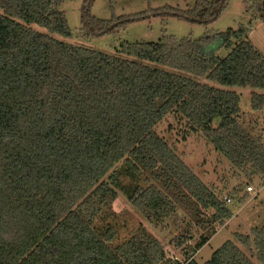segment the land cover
I'll use <instances>...</instances> for the list:
<instances>
[{
	"label": "trees",
	"instance_id": "obj_1",
	"mask_svg": "<svg viewBox=\"0 0 264 264\" xmlns=\"http://www.w3.org/2000/svg\"><path fill=\"white\" fill-rule=\"evenodd\" d=\"M92 2L82 12L86 37L150 16L99 19ZM257 2L264 19V0ZM60 3L0 0V264H199L195 254L243 198L233 188L231 204L224 201L157 127L175 115L212 143L234 176L264 182V131L246 122L235 91L214 85L264 89L263 55L243 27L102 52L56 36H71ZM226 4L196 0L186 11L152 14L208 24ZM219 36L225 57L205 50ZM251 106L261 111L264 93L253 92ZM123 176L134 187L131 204L149 221L160 224L180 208L202 231L195 244V229L189 245L180 237L182 259L144 227L120 239L114 225H96L111 213ZM235 238L239 245L225 242L202 264H256L252 257L264 264V225Z\"/></svg>",
	"mask_w": 264,
	"mask_h": 264
},
{
	"label": "rangeland",
	"instance_id": "obj_2",
	"mask_svg": "<svg viewBox=\"0 0 264 264\" xmlns=\"http://www.w3.org/2000/svg\"><path fill=\"white\" fill-rule=\"evenodd\" d=\"M60 2V9L65 15L71 36H56L75 45L111 53L115 51V48H119L122 42H158L165 36L198 40L205 36L220 35L228 30L243 27L247 29V40L264 57V19L262 12L258 9L257 0H227L226 7L219 17L208 24L192 22L178 16L152 14L153 11L164 8L186 11L195 6L196 0H93L90 12L99 19L112 20L141 13H147L150 16L129 22L115 33L87 37L81 34L85 0H60ZM205 50L212 51L219 57H225L229 51L222 45L221 36L207 45ZM214 85L235 91L240 96L239 107L245 114L246 122L255 127L257 131H264V108L261 111H254L251 106L253 92L264 93V89ZM220 122V118H215L213 126L217 127ZM157 131L208 187L214 189L217 194H221L222 199L224 196H230L233 188H236L238 196L243 198V201L237 204L235 212L237 215L233 220L227 221L221 231L203 246L195 258L196 261L199 264L208 261L213 252L227 241L239 245L235 233L246 234L247 219L253 215L264 220V182L260 176L255 175L251 180L243 176L240 178L234 176L230 163L214 148L212 143L201 133L189 131L186 123L177 119L175 115L166 117L158 125ZM185 134L186 138H184ZM121 180L124 187L117 189L118 196L112 205V214H102L97 219L96 225H114L120 239L128 238L133 232L144 227L161 241L168 255L182 259V248L177 247L180 237L182 236L185 240V245H189L190 243L186 242L190 239V232H194L195 229L194 238L191 240V244H195L202 231L194 226L190 227L188 216L180 208L177 209L176 214L160 224L149 221L131 204L128 198L134 189L129 185L131 183L129 177L123 176ZM138 182L143 184V177ZM248 185L253 186L255 192H248L246 189ZM240 247L245 250L241 244ZM245 252L249 254L247 250ZM252 261L261 264L256 257H252Z\"/></svg>",
	"mask_w": 264,
	"mask_h": 264
},
{
	"label": "crops",
	"instance_id": "obj_3",
	"mask_svg": "<svg viewBox=\"0 0 264 264\" xmlns=\"http://www.w3.org/2000/svg\"><path fill=\"white\" fill-rule=\"evenodd\" d=\"M254 189H255V188H254ZM251 193H252V192H251ZM236 215H237V213L234 214V216H233L229 221L233 220V218H234ZM229 221H228V222H229ZM245 223H246V220H245ZM246 225H247V228H248L246 234H250L254 228L261 227L262 225H264V220H263V219H259V218H257V217H255V216L252 215L250 218L247 219V223H246ZM219 231H221V229H220ZM219 231H218V232H219ZM218 232H217V233H218ZM217 233H216V234H217ZM237 233H239V232H237ZM216 234H215V235H216ZM211 239H212V238H211ZM211 239H210V240H211ZM202 248H203V247H202ZM202 248H201V249H202ZM201 249H200V250H201ZM200 250H199V251H200ZM199 251L195 254L194 258H196V256H197V254L199 253ZM173 257H175V256H173Z\"/></svg>",
	"mask_w": 264,
	"mask_h": 264
},
{
	"label": "built area",
	"instance_id": "obj_4",
	"mask_svg": "<svg viewBox=\"0 0 264 264\" xmlns=\"http://www.w3.org/2000/svg\"><path fill=\"white\" fill-rule=\"evenodd\" d=\"M247 191H248V192H255V189L253 188V186L248 185V186H247ZM223 200L226 201L228 204H231V199H230V197H228V196H224V197H223Z\"/></svg>",
	"mask_w": 264,
	"mask_h": 264
},
{
	"label": "water",
	"instance_id": "obj_5",
	"mask_svg": "<svg viewBox=\"0 0 264 264\" xmlns=\"http://www.w3.org/2000/svg\"><path fill=\"white\" fill-rule=\"evenodd\" d=\"M251 174H256L255 172L251 173Z\"/></svg>",
	"mask_w": 264,
	"mask_h": 264
}]
</instances>
